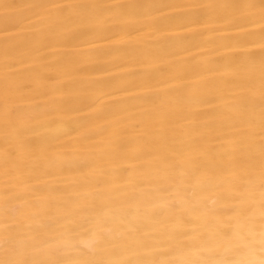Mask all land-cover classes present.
Here are the masks:
<instances>
[{
    "label": "bare ground",
    "instance_id": "6f19581e",
    "mask_svg": "<svg viewBox=\"0 0 264 264\" xmlns=\"http://www.w3.org/2000/svg\"><path fill=\"white\" fill-rule=\"evenodd\" d=\"M20 216L29 264H264V0H0Z\"/></svg>",
    "mask_w": 264,
    "mask_h": 264
},
{
    "label": "rangeland",
    "instance_id": "374dc122",
    "mask_svg": "<svg viewBox=\"0 0 264 264\" xmlns=\"http://www.w3.org/2000/svg\"><path fill=\"white\" fill-rule=\"evenodd\" d=\"M14 203H16L15 201H13ZM22 217V218H21ZM6 220V221H5ZM14 219H10V218H8V217H3V223L2 224H0V226H3L4 225V223H6L5 225L7 226V227H9V226H12V225H21V224H23L24 222H25V218L23 217V216H20V217H18V218H15V220L13 221ZM16 220H17V222H16ZM11 221H13V222H11ZM8 223V224H7ZM12 224V225H11ZM71 224V222L70 221H66L65 223H63V225L64 226H67V227H69V225ZM5 226V227H6ZM73 227V226H72ZM2 228V227H1ZM3 228H4V226H3ZM3 228H2V230H3ZM25 234H28V233H30V231H25L24 232ZM74 233H72L71 235H73ZM75 235V234H74ZM63 236V235H62ZM61 235H55L54 237H53V239L55 238V242H53L52 243V245H56V246H53L54 248H56V249H59V248H61V246H62V243H60L63 239H64V237L65 236H63L62 237ZM58 237H60V240H59V238ZM28 237H23V238H21V240H19L20 241V243L21 242H23L25 239H27ZM58 238V239H57ZM19 241H18V243H19ZM9 241L7 240V239H5V243H8ZM18 243H17V245H18ZM23 246H25V248L24 247H21V246H19V248H20V250H16V251H14L13 253H4L3 251H1L0 250V255L2 256V257H4L5 258V260L7 261V263H5V264H21V262L24 260L23 258H21V260H19V261H16V260H18V259H16L15 260V258H18V256H20V255H17L16 253H21V256L23 257V256H25V253L27 252V251H29V250H31V249H29V248H27L28 246L27 245H23ZM22 248H24L23 250H22ZM27 249V250H26ZM29 249V250H28ZM38 253H40L39 251H37ZM29 255V254H28ZM28 255H26V256H28ZM11 256V258L9 259V257ZM14 256H15V258H14ZM20 256V257H21ZM25 256V257H26ZM71 257V258H70ZM20 259V258H19ZM23 259V260H22ZM13 260V261H12ZM57 261H58V263L57 262H55V261H53L55 264H77V261L78 260H76V262H73V261H75L74 259H73V256H71L70 254H68V253H64V252H62L61 253V257L60 258H57L56 259ZM65 260H66V262H65ZM68 260L70 261V262H68ZM71 260H72V262H71ZM16 263H15V262ZM62 262V263H59V262ZM25 262V263H24ZM24 262H22V263H24V264H29L28 263V260H27V258L24 260ZM42 264H53L52 262H50V261H45L44 263H42Z\"/></svg>",
    "mask_w": 264,
    "mask_h": 264
}]
</instances>
